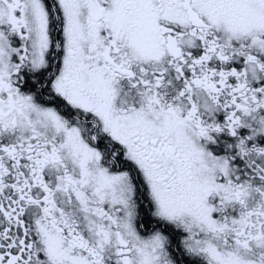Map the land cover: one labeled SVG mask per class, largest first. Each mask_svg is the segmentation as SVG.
<instances>
[{
    "label": "snow or ice",
    "instance_id": "snow-or-ice-1",
    "mask_svg": "<svg viewBox=\"0 0 264 264\" xmlns=\"http://www.w3.org/2000/svg\"><path fill=\"white\" fill-rule=\"evenodd\" d=\"M0 264H264V0H0Z\"/></svg>",
    "mask_w": 264,
    "mask_h": 264
}]
</instances>
